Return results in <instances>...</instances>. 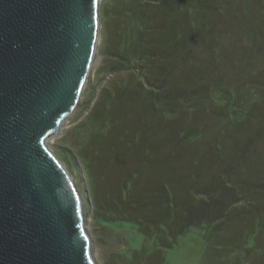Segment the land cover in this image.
Listing matches in <instances>:
<instances>
[{
	"label": "trees",
	"instance_id": "trees-1",
	"mask_svg": "<svg viewBox=\"0 0 264 264\" xmlns=\"http://www.w3.org/2000/svg\"><path fill=\"white\" fill-rule=\"evenodd\" d=\"M122 2L107 67L130 72L71 145L94 217L264 264V0Z\"/></svg>",
	"mask_w": 264,
	"mask_h": 264
},
{
	"label": "water",
	"instance_id": "water-1",
	"mask_svg": "<svg viewBox=\"0 0 264 264\" xmlns=\"http://www.w3.org/2000/svg\"><path fill=\"white\" fill-rule=\"evenodd\" d=\"M100 0H0V264H96L84 202L47 138L76 107Z\"/></svg>",
	"mask_w": 264,
	"mask_h": 264
},
{
	"label": "rangeland",
	"instance_id": "rangeland-1",
	"mask_svg": "<svg viewBox=\"0 0 264 264\" xmlns=\"http://www.w3.org/2000/svg\"><path fill=\"white\" fill-rule=\"evenodd\" d=\"M122 1L124 0H100L98 41L81 97L73 112L60 124L59 131L47 138L50 150L73 177L83 197L85 224L91 236V251L96 264H247L252 262L238 251L233 250L230 254L215 249L213 242L206 245L198 230L178 237L173 247L162 248L158 246L157 241L140 231L139 228L144 230V226L138 227L126 221L105 222L96 219L93 215L94 209L89 193L92 183L83 172V161L75 156L71 145L82 142L86 133L85 128L89 125L86 124L89 121V112L100 98L102 91L117 81H124L130 72V70L113 71L112 75H108L110 71L107 67L111 56L108 50L122 46L119 44L121 40L118 35L123 29V21L126 20ZM233 227L231 230L237 232V226Z\"/></svg>",
	"mask_w": 264,
	"mask_h": 264
}]
</instances>
